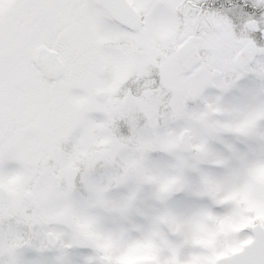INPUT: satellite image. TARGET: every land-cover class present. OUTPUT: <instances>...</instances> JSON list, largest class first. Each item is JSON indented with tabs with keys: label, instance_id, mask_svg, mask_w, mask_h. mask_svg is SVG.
I'll return each instance as SVG.
<instances>
[{
	"label": "rangeland",
	"instance_id": "obj_1",
	"mask_svg": "<svg viewBox=\"0 0 264 264\" xmlns=\"http://www.w3.org/2000/svg\"><path fill=\"white\" fill-rule=\"evenodd\" d=\"M126 1L136 32L100 0H0V264H202L201 249L264 227V0H221L186 28L165 0ZM188 35L202 62L184 76L174 49ZM249 42L255 58L234 68ZM40 45L63 63L52 85Z\"/></svg>",
	"mask_w": 264,
	"mask_h": 264
},
{
	"label": "water",
	"instance_id": "obj_2",
	"mask_svg": "<svg viewBox=\"0 0 264 264\" xmlns=\"http://www.w3.org/2000/svg\"><path fill=\"white\" fill-rule=\"evenodd\" d=\"M111 18L120 26L131 32L137 31L142 26V15L138 14L126 0H100ZM248 31H258L259 26L256 20H249L245 23ZM263 34V31H260ZM256 56L254 43L249 42L241 47L232 58V65L236 69H242L253 61ZM174 58L177 66L184 76L190 75L202 62L201 55L195 44L194 35L187 36L174 49ZM32 60L35 67L40 71L46 81H55L63 73V63L55 50L40 45L33 50ZM104 68L99 67L95 73L102 77ZM212 79H218L220 72L217 69L210 71ZM94 97L97 100H104L105 93L96 90ZM178 144L183 154H190L193 151L191 137L187 130H183L179 136ZM8 192L0 185V204L7 201ZM23 199L27 205L33 204V196L25 191ZM251 238L244 243L240 250L229 255H224L215 260L214 264H264V227L260 223H254L250 227ZM45 243L54 248L57 239L50 232L45 234ZM100 264H108L105 257L99 258Z\"/></svg>",
	"mask_w": 264,
	"mask_h": 264
},
{
	"label": "flooded vegetation",
	"instance_id": "obj_3",
	"mask_svg": "<svg viewBox=\"0 0 264 264\" xmlns=\"http://www.w3.org/2000/svg\"><path fill=\"white\" fill-rule=\"evenodd\" d=\"M161 1H164V0H155V3H158ZM165 1L168 2V6H167V8L165 6V8L172 11L174 13V15H177L179 26L182 28L183 27H185V28L189 27L190 14L195 12L196 22L198 24H200V20H203L204 22H208V15L210 12L217 11L224 6V2L221 0H165ZM79 2L81 3V0H79ZM82 2H83V0H82ZM102 6H103V4H102ZM116 24H118V23H116ZM260 34H261V32H260ZM102 68H104V67H102ZM104 70H105V68H104ZM104 75H105V72H104ZM195 250H197V249H195ZM239 250L240 249H225L223 251L222 249H201V251L204 254L200 251V253H201L200 260L202 261V264H214L215 260L218 259L219 257L224 256V255H229V254L237 252ZM140 256H141V254H140ZM100 257H102V256H99L98 260ZM126 264H130V262H128Z\"/></svg>",
	"mask_w": 264,
	"mask_h": 264
},
{
	"label": "trees",
	"instance_id": "obj_4",
	"mask_svg": "<svg viewBox=\"0 0 264 264\" xmlns=\"http://www.w3.org/2000/svg\"><path fill=\"white\" fill-rule=\"evenodd\" d=\"M52 83H54V82L46 81V83H44V85H52ZM23 124L25 125V124H27V123L25 122V123H23ZM12 125H13V124H12ZM12 125H11V126H12ZM13 127H14V126H13ZM13 127H12V128H13ZM12 134H13V133H12Z\"/></svg>",
	"mask_w": 264,
	"mask_h": 264
}]
</instances>
